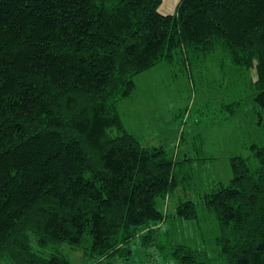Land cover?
Here are the masks:
<instances>
[{
    "label": "trees",
    "instance_id": "trees-1",
    "mask_svg": "<svg viewBox=\"0 0 264 264\" xmlns=\"http://www.w3.org/2000/svg\"><path fill=\"white\" fill-rule=\"evenodd\" d=\"M161 2L0 0V260L76 264L60 247L69 243L82 264H130L136 240L142 264L152 250L164 264H212L159 225L198 218L193 200L169 214L157 202L190 181L192 158L141 145L118 112L135 75L164 61L186 70L195 93L224 89L221 118L205 98L197 120L253 107L257 138L245 129L239 139L257 166L232 155V178L199 200L218 222L219 264H264V0H179L171 14ZM207 60L230 82L194 85L193 67Z\"/></svg>",
    "mask_w": 264,
    "mask_h": 264
},
{
    "label": "rangeland",
    "instance_id": "rangeland-1",
    "mask_svg": "<svg viewBox=\"0 0 264 264\" xmlns=\"http://www.w3.org/2000/svg\"><path fill=\"white\" fill-rule=\"evenodd\" d=\"M218 54L216 55L218 56ZM212 58L210 56L209 60ZM193 69L196 71L192 75L198 76L197 82L193 81L194 85L200 84L199 86H202V84L208 83L230 82V79L226 81V76H228V74H225L226 70L224 72L219 71L208 60L201 65L196 63ZM250 73L253 78L256 76L254 69H251ZM134 78V91L128 97L119 101L118 112L127 130L137 137L141 145H163L168 155L176 153L178 149L176 141L179 136L177 129L181 130L183 128L187 131L188 127L199 129L202 125L208 123L202 121L197 126L195 123L188 121V116L177 117L175 115L179 108L182 110L184 108L188 110L186 115L190 114L189 118L193 119L195 114L190 109L198 100L209 99V104L206 107L210 111L209 117L221 118L223 115L222 113L219 114L216 105L217 102L221 103L225 98L223 96L224 89L217 87L210 90L211 94H208L200 88L194 94L186 70L177 68V65L173 68L167 62L162 61L141 71ZM235 87L244 88L240 85H235ZM248 102H251V100ZM239 108V117H234L230 121L221 119L220 124L217 121H213V123L210 121L211 124H207V132L205 130L206 136L203 139L200 137L193 139L197 147L191 150L189 155L194 156L195 159L184 167L188 172H191L194 178L186 197L196 203L197 220L172 215L161 223V232L169 236V241L182 242L191 247L206 249L213 259L212 264H219L220 262L219 247L215 243L218 222L213 211H210L206 204L199 200L197 192L213 189V180L227 182L232 178L229 158L234 154L247 156L248 164L252 168L257 166L256 159L251 152H248L246 147L244 148L239 139L240 134L245 129L251 131V133H245L247 137L250 136L252 140L257 138L256 134L259 130L257 125L252 123L255 122L253 120L256 115L253 114V107L250 103L243 106V108ZM204 117L207 118V116ZM184 118L185 123L181 122ZM200 133L204 134L203 132ZM207 133L209 136H207ZM201 143H204L203 146ZM169 204L171 203H168L170 207ZM135 241L131 244L134 260L129 263L142 264L143 262H137V260L138 258L148 260L146 259L148 256L147 250L141 247L137 243L138 241ZM85 244H89V241H86ZM60 247L65 254L71 257L73 263H83V252L80 248L69 243H64ZM151 252L152 254H149L152 257L150 260H153V262L150 261L151 264H154V261L158 262L157 264H164V260L158 258L155 251L152 250ZM166 263L177 264L172 259ZM0 264H10V262L1 258Z\"/></svg>",
    "mask_w": 264,
    "mask_h": 264
},
{
    "label": "crops",
    "instance_id": "crops-1",
    "mask_svg": "<svg viewBox=\"0 0 264 264\" xmlns=\"http://www.w3.org/2000/svg\"><path fill=\"white\" fill-rule=\"evenodd\" d=\"M178 1L179 0H162V2L160 3L158 9L162 13L171 14V12H173L175 10V6H176V4H177ZM194 94H196V93L194 92ZM194 106H195V104L190 109L191 111H193L192 109H193ZM178 110L179 111L177 112V114L175 113V115L177 117L178 116H180V117L181 116H184V117L185 116H188V121L189 122H193L197 126H198L199 123L201 124L202 119L201 120H197L198 118H193V117H192L193 119H191V118H189V115L190 114L186 115V112H188L187 109H184L183 108V110H182V109L179 108ZM186 120H187V118H186ZM184 121H185V118L181 122L185 123ZM210 121H212L211 123H213L214 120H210ZM210 121H206V122H208L207 124H211V123H209ZM217 123L220 124V121H217ZM207 124L206 125H202V127L199 128V129L198 128H193V127H190V128L188 127V131L185 130V129H183V128H181V130L177 129L178 130V133H179V136H178L177 141H176V144H177L178 149H177V152L176 153L174 152L173 154H169V156H173L176 159H178V158H184V157H187V158L191 157L192 159L189 160V162H186L185 163V165H189L191 163V161L194 160V158H193L194 156H190L189 153L191 152V150H194L197 147V145L193 142V139H196L197 137L198 138L200 137V138L203 139L206 136L205 133L207 132V130H206V128L208 127ZM205 130H206V132H205ZM198 131L203 132L204 134H202V133H200ZM207 136H209L208 133H207ZM201 142H203V140H201ZM201 144L203 146L204 143H201ZM209 145H211V144H209ZM145 146H148V145H145ZM155 146H163V145H155ZM152 147H154V146H152ZM185 170H186V167H185ZM193 179L194 178L192 177L191 172H190V181H187L184 178L181 179L182 182H180V184L176 188V191L175 192L170 193L167 196L162 197V198H160V199L157 200L158 206L160 207V209L164 213L169 214V213L174 212V210L178 206L179 202H181V200L187 199V197H186L187 195L186 194L190 190V186H191V184L193 182ZM217 182H222V181H220V180H217V181L216 180H213V184L214 183H217ZM203 192H206V191L203 190ZM203 192H197L199 194V197L202 195ZM195 195H196V193H195ZM168 199H170L169 200V202L171 203V204H169L170 207L168 206V203H169V202H167ZM167 206H168V209H167ZM166 219L163 220L162 222H165ZM162 222L159 223L160 227L162 226L161 225Z\"/></svg>",
    "mask_w": 264,
    "mask_h": 264
}]
</instances>
